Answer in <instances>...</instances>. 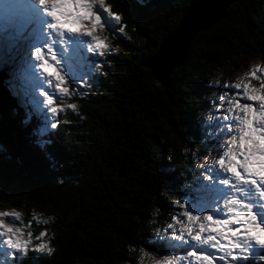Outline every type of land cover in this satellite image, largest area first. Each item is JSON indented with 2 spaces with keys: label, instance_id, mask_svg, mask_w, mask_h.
<instances>
[{
  "label": "trees",
  "instance_id": "trees-1",
  "mask_svg": "<svg viewBox=\"0 0 264 264\" xmlns=\"http://www.w3.org/2000/svg\"><path fill=\"white\" fill-rule=\"evenodd\" d=\"M191 1L138 12L132 0H106L126 21L123 38L106 30L105 56L87 54L91 86L71 98L76 111L59 115L45 149L35 143V112L23 123L32 109L24 82L0 73V203L38 215L53 249L17 264H138L142 248L160 258L146 244L176 214L196 163L209 159L199 119L226 91L212 84L215 73L231 81L250 62L264 66V0H237L195 37L166 87L152 83L146 64Z\"/></svg>",
  "mask_w": 264,
  "mask_h": 264
},
{
  "label": "snow or ice",
  "instance_id": "snow-or-ice-1",
  "mask_svg": "<svg viewBox=\"0 0 264 264\" xmlns=\"http://www.w3.org/2000/svg\"><path fill=\"white\" fill-rule=\"evenodd\" d=\"M156 4L157 0H132L138 12H149ZM125 27L122 15L106 0H0V41L6 45V53L0 47V73L8 68L10 75H16L11 71L15 64L20 74L30 73L36 86L43 87L39 95L44 99L23 120L29 126L34 112L42 116L33 128L41 149L49 143L50 130L59 126L54 118L77 109L67 102L78 94L72 84L95 67L81 53L103 57L109 50L97 29L123 38ZM65 56L88 71L77 76L70 67L66 78L61 74ZM153 71L160 74L162 66H154ZM224 88L211 102L213 115H219L214 122L210 117L203 129L215 158L198 165L202 170L185 186L182 200L176 202L177 212L166 224L170 235L158 229L155 240L147 242L160 257L153 264H264V69L253 68ZM162 179L170 177L162 173ZM8 218L12 222H5ZM33 219L41 223L40 218ZM20 221V212L0 211V264H17L30 253L37 260L53 253L47 231L34 234L31 222L25 231L17 226ZM141 252L148 255L144 248Z\"/></svg>",
  "mask_w": 264,
  "mask_h": 264
},
{
  "label": "water",
  "instance_id": "water-1",
  "mask_svg": "<svg viewBox=\"0 0 264 264\" xmlns=\"http://www.w3.org/2000/svg\"><path fill=\"white\" fill-rule=\"evenodd\" d=\"M235 2L237 0H192L182 10L177 30L161 42L146 64L151 72V82L166 87L171 73L184 63L195 37L222 22ZM156 65L162 66L160 74L153 71Z\"/></svg>",
  "mask_w": 264,
  "mask_h": 264
},
{
  "label": "rangeland",
  "instance_id": "rangeland-1",
  "mask_svg": "<svg viewBox=\"0 0 264 264\" xmlns=\"http://www.w3.org/2000/svg\"><path fill=\"white\" fill-rule=\"evenodd\" d=\"M105 32H107L105 29H97V35L102 40H106V36H104V33ZM0 47H3L5 49V53H6V45L2 41H0ZM81 54L83 56H85V57H88V55H87L88 53L86 51H83ZM89 59L90 58L88 57L87 63H88L89 66H91L90 63H89ZM248 66L249 67H248V70L247 71H242V72L241 71H238L236 73V75L232 78L231 81L222 80L221 73L220 72H217V73H215V75L213 77L212 84L214 86H216L217 88L226 90L224 88V85L225 84H234L236 82H239L240 80H242L244 78V76L246 74H250V72H251V70L253 68H256V69H264V66H259V64H257V63L253 64V63L250 62ZM70 67H71V69H73L75 71V73L77 74V76L81 75L83 71H88L87 68L81 69L80 65L77 63V61L75 59H69L67 56L62 57L61 69H63V71L61 72V74L65 75L66 78L69 76ZM15 72H16V68H15ZM90 72L88 73V75H85L83 77V80H80V79L77 78L76 83L75 84H72V88H73L74 92L81 93V90L84 87L89 88L91 86V83H90ZM22 78H23V80L25 82V85H24L25 86L24 94L28 93V95L30 97V101L32 103V109H33L36 106V103L37 102L42 101L44 99L43 97H41L39 95V92L40 91H43L44 89H43V87H37L36 86L35 80L31 77L30 73L27 74V75H23ZM78 84H83L85 86L82 87V88H78L77 87ZM69 101H67V102H69ZM39 107H43V106L42 105H39ZM35 114L38 116V118L40 120H42V116H40L37 112H35ZM216 115H219V113H217ZM216 115H213V107L210 106L208 113L205 114L204 117H202L201 119H199L201 125L203 126V128H205L206 125L210 122V120H209L210 117H211V122H214L215 119H216ZM57 118H59V116L56 117V118H54V119H57ZM202 132H203V134H205L204 131H202ZM214 158H215L214 155H210L209 154L208 161L211 162V160L214 159ZM202 163L203 162L196 163L195 169H197L198 171H201L202 169H198V165H200ZM204 166L207 167V165H204ZM0 211H18V212H20L18 209H11L7 205H2V203H0ZM33 217L40 218L38 215H36L35 213H33L31 215V218L29 219V218H27L25 216L24 213H21V221L20 222H17V226L25 227V231H27L28 229H27L26 225L29 222H31V225H32L31 230L33 231L34 234H35V231H34L35 229L43 230V229H41L42 228L41 227V223H39V225H37V223L33 219ZM31 220L35 223L36 227H33V222ZM5 222H12V221H11L10 218H8V219H6ZM164 232L165 233H168L167 228L164 230ZM168 234L170 235V233H168ZM176 254H180V253H176ZM153 259H156V258L155 257H146L145 255H143L138 260V264H153ZM184 264H187V262L185 261Z\"/></svg>",
  "mask_w": 264,
  "mask_h": 264
}]
</instances>
